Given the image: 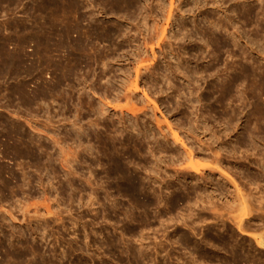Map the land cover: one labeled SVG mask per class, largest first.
Returning a JSON list of instances; mask_svg holds the SVG:
<instances>
[{"label":"rangeland","instance_id":"rangeland-1","mask_svg":"<svg viewBox=\"0 0 264 264\" xmlns=\"http://www.w3.org/2000/svg\"><path fill=\"white\" fill-rule=\"evenodd\" d=\"M94 1L98 0H0V264H264V248L253 237L243 235L227 215L220 217L202 210L208 200L214 203L217 199L214 203L217 208L230 201L233 186L217 184V174L208 177V184L194 173L190 172L193 178L188 177L184 169L195 162H204L203 157H212L210 150H198V140L211 143L214 150H221L222 168L229 171L240 190L256 199L262 194L264 197L263 167L260 170L256 161L264 157V135L255 141L253 148L232 151L233 141L252 128V124L248 127V120L258 111L263 115L260 128L264 131V0H132L142 6L140 15L150 14L142 18L134 16L132 21L137 24L131 22L134 26L130 25L129 31L140 34L137 38L131 37L133 32L126 33L124 41L127 39L129 43L115 40L120 37L108 43L105 39L95 40L94 30L89 31L94 20L88 16L100 20L95 21L98 25L103 20L104 24L115 19L97 15L95 11L99 12L100 7ZM245 5L258 13L250 23L240 18L239 9ZM79 8H84V13L88 10L87 16ZM170 9L176 14H172L167 26ZM92 12L94 15H90ZM86 18L93 22L89 24ZM140 20L146 22L145 26H141ZM152 24L157 25L156 29ZM164 28L166 39L157 46ZM82 31L92 32L89 46L97 48L87 52L90 58L86 54V58L82 57L78 50V34ZM149 32L156 39L150 41ZM215 38L225 39L228 47L216 48ZM148 41L152 43L144 47L143 43ZM109 43L115 48L118 45L117 51ZM105 44L111 45L109 51L106 50L109 45ZM101 50L106 54L112 51L114 62L110 54L108 58ZM126 51L131 54L128 56ZM93 52L97 57L104 53V58L111 60L109 68L114 70H108L116 71L114 75L118 78L124 76L117 64L127 63L130 69L127 78L121 82L113 75L112 80L118 82H111L105 73L102 79L100 63L94 66L90 61L96 58ZM121 54L122 58L125 56L122 60ZM145 56V60L152 62L144 66H151L146 71L142 69L137 78L133 68L138 61L134 60ZM241 66H251L263 80L248 82L250 85L239 82L232 95L234 100L228 98L224 106L219 105L217 93L211 94V89L240 74ZM104 80L108 87L111 82L114 95L111 88L112 92L104 95L101 83ZM122 83L123 88L119 89ZM135 84L138 90L129 92L132 99L123 90H133ZM98 104L105 109L104 117ZM125 104L135 105L139 109L137 116L116 109ZM158 123L163 129H159ZM175 132L185 147L175 142ZM213 133L220 141L211 136ZM95 134L112 137L116 146L112 155L121 159L127 175L131 174L142 186L139 197L146 199L147 202L143 201L149 202L147 205L144 202L134 207L129 197L119 193L117 179L108 177L109 163L99 153ZM118 139L134 140L142 152L121 145ZM191 151L192 160L187 155ZM3 183H7V189ZM213 185L220 186L215 187L218 192ZM225 187H229V192ZM218 188H225L226 192H219ZM197 192H203L201 195L208 192L211 196L207 193L208 197L199 196ZM195 196L206 201L199 199L198 207H187L188 202L193 204ZM149 204L153 206L148 207ZM257 219L245 223L254 236L264 229L263 221L259 223Z\"/></svg>","mask_w":264,"mask_h":264},{"label":"bare ground","instance_id":"bare-ground-1","mask_svg":"<svg viewBox=\"0 0 264 264\" xmlns=\"http://www.w3.org/2000/svg\"><path fill=\"white\" fill-rule=\"evenodd\" d=\"M93 1V0H92ZM134 1H136V0H134ZM134 1H132V0H98L97 2L96 1H94L97 5H99V12H97V11H95L94 9H92V8H95V7H92V8H90V11L92 10H94L95 11V13L98 15V14H102L103 16H105V17H107V16H111V17H114V19L115 20H108V21H106L104 24H103V22H104V20H103V22L101 21V25L99 24H96V22L97 21H99L100 22V20H97L96 18V20L95 19H93L94 17H92V16H88L90 19H92V20H94V22H95V28H93V26L94 25H92V24H94V22L92 21V20H88L87 18H86V20H88V21H86L85 19V21L86 22H89L90 21V23L89 24H91L92 22V24L90 25V26H92V28H90L89 27V31L91 30L92 32H93V30H94V32L95 33H93V34H95V40L96 39H105V40H107V43H108V40L110 41V40H112L114 37H120V38H116L115 40H122V41H124V39L126 38V35L128 34V33H132L133 31L131 30V32L129 31L130 30V28H131V26H134L135 24H137L136 22H135V24H134V22L133 21H135V18L137 17H141L142 15L143 16H145L144 14H142V15H140V13H141V10H142V6L141 5H139V3L138 4H136V3H134ZM139 2V1H138ZM82 3V2H81ZM84 4V3H83ZM82 4V5H83ZM79 5V4H78ZM137 5V6H136ZM138 5L140 6V8H138ZM160 5V4H159ZM173 5V4H172ZM90 6V5H89ZM155 6V5H154ZM79 7H80V5H79ZM82 7V6H81ZM83 7L84 8H87L86 7V5L84 6L83 5ZM249 7H251L250 5H248V6H242V7H240V9H239V13H240V18L242 19V21L243 22H245V23H250L251 21H252V17H255V15L256 14H258L257 13V11H256V14H255V12L253 11V8L251 9V8H249ZM83 8V9H84ZM151 8V7H150ZM153 8V7H152ZM156 8V7H155ZM179 8V7H178ZM80 9V8H79ZM82 9V10H83ZM89 9V8H88ZM81 9H80V11H82ZM86 10V9H85ZM151 10H153V9H151ZM150 10V11H151ZM173 10L174 9H170L169 10V12H168V17L167 16H165V17H167L166 18V25L167 26H169L170 25V22L172 21V19H173V17H172V14H174L173 13ZM177 10V9H176ZM237 12H238V10H237V8L235 9ZM234 10V11H235ZM257 10V9H256ZM143 11V10H142ZM259 11V10H258ZM83 13L85 12L84 10L82 11ZM87 12H89L88 10L86 11V13ZM108 13V14H106V15H104L105 13ZM175 12V11H174ZM81 13V12H80ZM86 13H84L83 15H85ZM94 12H92V13H90V15L91 14H93ZM95 14V15H96ZM150 14V13H149ZM149 14H147V15H149ZM152 14V13H151ZM154 14H157V13H154ZM176 14V13H175ZM174 14V15H175ZM181 14V13H180ZM89 15V14H88ZM94 15V14H93ZM146 15V16H147ZM164 15V14H163ZM86 16H87V14H86ZM134 16H136V17H134ZM142 16V17H143ZM145 16V17H146ZM151 16V15H150ZM154 16V15H153ZM83 17H85V16H82V18ZM97 17V16H96ZM141 17V18H142ZM81 18V17H80ZM79 18V19H80ZM106 19V18H105ZM107 19H109V18H107ZM147 19V18H146ZM154 19V18H153ZM254 19H256V18H254ZM253 19V20H254ZM133 20V21H132ZM138 20V19H137ZM160 20V19H159ZM80 21H82L81 19H80ZM85 21H83V22H85ZM92 21V22H91ZM111 21V22H110ZM143 21L144 20H140V22H142V25L141 26H145V24H146V22L144 23V25H143ZM147 21V20H146ZM153 21V20H152ZM151 21V22H152ZM155 21V20H154ZM163 21V20H162ZM226 21V20H225ZM228 21V20H227ZM226 21V22H227ZM98 22V23H99ZM131 22H132V24H134V25H132L131 24ZM139 22V21H138ZM160 22V21H159ZM148 23V22H147ZM224 23V22H223ZM81 24H82V22H81ZM81 24H79L80 25V27H83L84 28V26H81ZM88 24V25H89ZM138 24H140V23H138ZM172 24V23H171ZM227 24V23H226ZM82 25H85V24H82ZM86 25H87V23H86ZM85 25V26H86ZM87 25V26H88ZM131 25V26H130ZM151 25V24H150ZM153 26V28H155L156 29V27L155 26H157V25H155L154 26V24H152ZM161 25V24H160ZM86 26V27H87ZM138 26V25H137ZM140 26V25H139ZM163 26V25H162ZM216 26H217V24H216ZM227 26V25H226ZM79 27V28H80ZM86 27H85V29H86ZM147 27V26H146ZM149 27V26H148ZM151 27V28H152ZM173 27V26H172ZM262 27V26H261ZM260 27V28H261ZM83 28H81L80 30H82ZM152 28V29H153ZM168 28V27H167ZM141 29V28H140ZM154 29V30H155ZM169 29V28H168ZM79 30V31H80ZM84 30V29H83ZM88 30V29H87ZM138 30V29H137ZM144 30H146L147 31V29L146 28H144ZM143 30V31H144ZM86 31V30H85ZM89 31H87V32H84V31H82V33L80 34L79 32V34L81 35V37H80V35L78 34V39L80 40V38H81V40L79 41L78 40V42H79V49L78 50H80L81 51V54H82V57L83 56H85V58H86V55L90 58V56H89V53H87V52H90L91 53V51H90V49L91 50H93V49H97V48H93L92 49V47L93 46H89V44L91 43V38H92V32L90 33ZM127 31H129V32H127ZM136 31V30H135ZM149 31V30H148ZM159 31H161V30H159ZM261 31H263V30H261ZM140 32H142V30H140ZM166 29L164 28V29H162V31H161V36H160V38H159V41H156V43H157V46H160V44H161V40L163 41L164 40V38L166 39ZM127 33V34H126ZM135 32H133L132 34H134ZM153 33V32H152ZM131 34V37L132 36H134L135 37V35L137 36V38H138V34H140V33H137L136 32V34H134V35H132ZM142 34H143V32H142ZM149 34H150V36H149ZM231 34V33H230ZM152 34L149 32L148 33V35H147V38H148V36H149V40L150 41H153L154 39H156L155 37H157V36H155L154 38H152V36H151ZM158 35V34H157ZM231 35H233V34H231ZM174 37L176 36V35H173ZM80 37V38H79ZM141 37V36H140ZM145 37H146V34H145ZM171 37V36H170ZM173 37V38H174ZM128 38V37H127ZM147 38H145V39H147ZM175 38H178L177 36L175 37ZM132 39V38H131ZM133 39H135V38H133ZM132 39V40H133ZM145 39H140V40H142V42H143V40L144 41H146ZM153 39V40H152ZM90 40V41H89ZM127 40V39H126ZM125 40V41H126ZM131 40V41H132ZM158 40V39H157ZM168 40V39H167ZM92 41H93V38H92ZM125 41H124V43H125ZM134 41V40H133ZM137 41V40H136ZM166 41V40H165ZM95 42V41H94ZM93 42V43H94ZM118 42V41H117ZM121 42V41H120ZM119 42V43H120ZM215 46H216V48H221V47H228V45H229V43H227V41L225 40V39H223V38H215ZM229 42V41H228ZM96 43V42H95ZM101 43V42H100ZM106 43V42H105ZM126 43H129L128 42V40H127V42ZM134 43V42H133ZM132 43V44H133ZM141 42H139V44H140ZM149 43V41L147 42V43H143V46L145 47V44H146V46H147V44ZM152 43V42H151ZM151 43H149V44H151ZM235 44H237V42L235 41L234 42ZM109 44H111V43H109ZM109 44H105L106 46L107 45H109ZM135 44V43H134ZM138 44V43H137ZM139 44L138 45H136V47L137 46H139ZM234 44V46H236ZM98 45H100L99 43H98ZM112 46H114L113 44H111ZM111 45H109V48L108 47H106V50L108 49V51L110 50V46ZM119 45H121V44H119ZM141 45V44H140ZM167 45V44H166ZM104 46V45H103ZM134 46V45H133ZM165 46V45H164ZM164 46H163V48H164ZM170 46V45H169ZM126 47V46H125ZM130 47V46H129ZM171 47V46H170ZM115 50H116V48L118 49L119 48V46L118 45H116V48H115V46L113 47ZM130 48H132V47H130ZM129 48V49H130ZM138 48V47H137ZM140 48H141V46H140ZM98 49H99V47H98ZM105 49V48H104ZM113 49V50H114ZM122 49V48H121ZM120 49V50H121ZM126 49V48H125ZM139 49V48H138ZM159 49V48H158ZM87 50H89V51H87ZM150 50H151V53L153 54L154 52H153V49H152V47L150 46ZM79 51V52H80ZM96 51H98V50H96ZM99 51H100V49H99ZM99 51L97 52V53H99ZM105 52L104 50H101V52ZM117 51V50H116ZM130 51H131V49H130ZM135 51V50H134ZM138 51H140V49L138 50ZM145 51V50H144ZM112 52V51H111ZM111 52H109V54H110V57L112 56H114L115 54L114 53H111ZM115 52V51H114ZM121 53H122V51H120ZM123 52H124V50H123ZM127 52V51H126ZM137 52V51H136ZM94 53V52H93ZM115 53H117V52H115ZM128 53V52H127ZM130 53V52H129ZM128 53V56L131 54H129ZM175 53V52H174ZM81 54H78V55H81ZM86 54V55H85ZM95 55L94 56H96V52L94 53ZM109 54H106V52H105V55H109ZM111 54H113V55H111ZM119 54V53H118ZM124 54V53H123ZM126 54V53H125ZM148 54V53H147ZM93 55V54H92ZM104 53H102V54H99L98 55V57L96 56V58H95V60H94V57H93V60L91 59L90 61L91 62H93V65L96 63V65H98L99 63H100V65L99 66H101V69H102V71H100L99 72V76L100 77H102V75H104V77H105V73H107V75H106V78L109 80V79H111L112 80V77L114 78V73L116 72H111V71H113L112 70V68H109V66H111V63L112 62H114L113 60L114 59H112V57H111V60H112V62H111V60L109 61V59H108V61H107V58L105 57L104 58ZM140 55V54H139ZM153 55H155V54H153ZM121 56V60L122 59H124L125 58V56L122 58V54L120 55ZM119 56V57H120ZM127 56V55H126ZM127 56V57H128ZM132 56V55H131ZM143 56V55H142ZM87 57V59H89ZM126 57V58H127ZM132 57H134V55L132 56ZM136 57V56H135ZM138 57H140V56H138ZM79 58V57H78ZM84 58V59H85ZM108 58H109V56H108ZM145 58H146V56L144 57V58H138L139 60H140V62H139V60H134V61H138V65L136 66L135 65V68H133L134 69V71H135V74L134 75H136V77L137 78H139L140 76V74H142V72H140V71H142V69L143 70H145L146 71V69L148 68V66H151L150 64H151V62L152 61H150V60H145ZM148 58V57H147ZM152 58H154V56H152ZM156 58V57H155ZM154 58V59H155ZM80 59H81V57H80ZM79 59V61L81 62V61H83V58H82V60H80ZM87 59H86V61H87ZM106 59V60H105ZM120 59V58H119ZM129 59V58H128ZM127 59V60H128ZM136 59H137V57H136ZM150 59V58H149ZM104 60V61H103ZM118 60V59H117ZM126 60V62H129L130 63V61H127ZM157 60H158V58H157ZM78 61V62H79ZM89 61V62H90ZM116 61V60H115ZM120 61V60H119ZM88 62V61H87ZM88 62V63H89ZM150 63V64H148V65H145L144 66V64L145 63ZM83 63H85V62H83ZM82 63V64H83ZM116 63V62H115ZM118 63V62H117ZM116 63V64H117ZM122 63V62H121ZM81 64V65H82ZM91 64V63H90ZM90 64H87V65H85L84 64V66H89ZM127 64V63H126ZM126 64L123 62L122 64H117V67L119 66V70H120V72L119 73H121L124 77H120V78H118L117 77V75L115 76L116 77V80H118L119 79V81H124L125 80V78H127L126 77V74L127 73H129V72H127V71H129L130 69H128L127 68V66H126ZM136 64V63H135ZM78 65H80V63L78 64ZM130 65V64H129ZM83 66V67H84ZM95 66V65H94ZM99 66H97V67H99ZM154 66V65H153ZM227 64H225V69L227 68ZM113 68H115L114 66H112ZM132 67V66H131ZM251 67V66H250ZM250 67H240V74H236V75H234V76H232L229 80H228V82H226L225 84H217L216 86H213V89H211L212 91H210V93L212 94H214V92L215 93H217V95L215 96V98H216V100H217V102L219 103V105H221V106H224V104L226 103L225 101H228L227 99L229 98V100H234V97L232 98V95L234 94V88H235V86L236 85H238V83L239 82H244L245 81V83H246V85H250V84H248V82H251V83H254V82H261V80H263V78L261 79L260 78V76L256 73V72H254V70L253 69H251ZM87 69H88V67H86ZM90 68V67H89ZM100 68V67H99ZM127 68V69H126ZM111 69V71H109V70ZM88 70H90V69H88ZM87 70V74L89 73V71ZM116 70H117V68H116ZM118 70V71H119ZM132 70V69H131ZM92 71V70H91ZM109 71V72H108ZM118 71H117V73H118ZM148 71V70H147ZM256 71V70H255ZM127 72V73H126ZM203 72V70H201V72H199V73H202ZM108 73H111L112 75H110V76H108ZM118 73V75H120ZM198 72L195 70L194 71V74H197ZM83 74H85V73H83ZM82 74V75H83ZM101 74V75H100ZM116 74V73H115ZM114 75V76H113ZM86 77V74L85 75H83V77ZM112 76V77H111ZM262 76H263V74H262ZM84 77V78H85ZM99 77V78H100ZM109 77H111V78H109ZM83 78V79H84ZM106 78H104V79H106ZM118 78V79H117ZM129 78V77H128ZM186 78V77H185ZM101 79V78H100ZM102 79H103V77H102ZM106 79V80H107ZM187 79V78H186ZM106 80H104L105 82H106ZM107 80V81H108ZM114 80V79H113ZM111 81V82H114V81ZM128 80V79H127ZM127 80L125 81V82H127ZM140 80V79H139ZM103 81V82H104ZM121 81V82H122ZM103 82H101L102 83V92H106L104 95H107V93H111L110 91H109V89L111 88V82H110V86L108 87L107 85V82L105 83V86H107V87H105L104 88V84H103ZM109 82V81H108ZM116 83L118 82V81H115ZM128 82H129V80H128ZM116 83H114V84H116ZM124 83V82H123ZM123 83H122V85L121 84H119L120 85V88L119 89H122L123 88ZM18 84V83H17ZM126 84H129V83H126ZM134 84V83H133ZM100 86H101V84H99ZM98 85V86H99ZM100 86H99V88H100ZM126 86H128V85H126ZM130 86V85H129ZM134 86V85H133ZM19 87V86H18ZM84 87V86H83ZM82 87V88H83ZM97 86H95V88H96ZM140 87V86H139ZM21 88V87H20ZM97 89V88H96ZM96 89H94V90H96ZM101 89V88H100ZM98 90V91H101V90ZM112 89V88H111ZM114 89V88H113ZM112 89V90H113ZM115 89H117L118 91H119V89H118V87H115ZM134 89L137 91L138 90V86L135 84V86H134V88H133V90H131L130 88H128V89H126L125 90V88H124V90L123 91H126L127 92V94L128 95H130V96H132L131 94H132V92H135L134 91ZM82 90V89H81ZM117 90H116V93H118L117 92ZM129 90V91H128ZM17 91V90H16ZM109 91V92H108ZM143 91V90H142ZM19 92V91H18ZM22 92V91H21ZM129 92H131V94H129ZM20 93H18V95H19ZM120 94H122V96L123 97H125V95L126 94H124L123 95V93L120 91ZM120 94H118V95H120ZM248 94H250V95H252V93H249L248 92ZM113 95H114V90H113ZM117 95V94H116ZM115 95V96H116ZM117 95V96H118ZM117 96H116V99H117ZM130 96L128 97V100L129 101H131L132 102V100H130L131 98H130ZM137 97V96H136ZM148 97V96H147ZM89 98H90V95H89ZM134 97L132 96V99H133ZM230 98H232V99H230ZM92 99V98H91ZM91 99L89 100L90 101V103H91ZM126 99H127V97H126ZM139 99V98H138ZM146 99V98H145ZM147 99H149V98H147ZM236 99V98H235ZM142 100V99H141ZM150 100V99H149ZM23 101V100H22ZM88 101V102H89ZM137 102V101H136ZM148 102V101H147ZM150 102V101H149ZM90 103H89V105H90ZM129 104H130V102H128ZM153 103V102H152ZM156 103V102H155ZM97 104V103H96ZM95 104V105H96ZM129 104H128V106H127V104H125L124 106H122V107H116V109H118V110H120L121 111V113H122V111L124 110L125 112H129L131 115L132 114H135V116H137V114L136 113H139L138 111H139V109H138V111H137V109H135V105H136V103H135V105L133 106V105H130V107H129ZM92 106V105H91ZM90 106V107H91ZM98 106H100L99 104H98ZM147 106V105H146ZM151 106H152V104H151ZM153 106H154V108H156V104H153ZM96 108H97V106H95ZM94 107V109L95 110H97L96 108ZM99 108H101V106L100 107H98V110H99ZM103 108V107H102ZM101 108V109H102ZM101 109H100V114L103 116L106 112L104 111L105 109H102V111H101ZM146 109V108H145ZM147 109H148V107H147ZM150 109V108H149ZM260 109V108H259ZM92 111H93V107H92ZM114 111V110H113ZM124 111H123V113H124ZM144 111V110H143ZM255 111H258V110H255ZM262 111V110H261ZM96 112H98V111H96ZM102 112V113H101ZM115 112V111H114ZM99 113V112H98ZM256 113V112H255ZM128 114V113H127ZM141 114V113H140ZM140 114H138V115H140ZM126 115V114H125ZM97 116L99 117V115L97 114ZM105 116V115H104ZM103 116V117H104ZM134 116V115H133ZM101 117V116H100ZM263 117V115H262V113H260L259 111H258V113L257 114H255V115H253L251 118H249V120H248V124H249V126L248 127H250V125L252 124L253 126H252V128L250 127V128H247V130H245V132L243 133V134H241V136H239L236 140H234L233 141V147H232V151H233V153L237 150V149H240V148H246V149H248V148H253L254 147V144H255V141H257L258 140V138H260V137H262V135H264V131L260 128V123H261V121H262V118ZM124 118V117H123ZM122 118V119H123ZM124 120V119H123ZM105 124V123H104ZM103 124V125H104ZM107 125H108V123H106ZM111 124H113V122H111L110 123V125L108 126V128L111 126L112 127V125ZM158 125V127H159V129H160V127H161V125H160V123H158L157 124ZM106 125H104V127H105ZM103 127V126H102ZM110 127V128H111ZM194 127V126H193ZM192 127V128H193ZM106 128V127H105ZM109 128V129H110ZM162 128V127H161ZM190 128H191V126H190ZM195 128V127H194ZM108 129V130H109ZM163 129V128H162ZM170 129V128H169ZM207 128L206 127H204V130H206ZM192 130H194V129H192ZM208 130V129H207ZM196 131V130H195ZM174 132V131H173ZM201 132H203V131H201ZM83 133H85V132H83ZM87 133V132H86ZM205 133V132H204ZM207 133V132H206ZM89 134V133H88ZM121 135H122V133H120ZM203 134V133H202ZM201 134V135H202ZM215 133H213V135H211V136H214V138H215V140H217V142H218V140L220 141V139H219V137L217 136H215L214 135ZM86 135V134H85ZM204 135V134H203ZM88 136H91V135H88ZM94 137L93 138H96V142L99 144V146H100V150H99V153H100V155L102 156V157H104V158H106V160H107V162L109 163V172H108V177H110V178H116L117 179V186H118V188H117V186H116V188H117V190H119V193L121 192L123 195H126V197H129L130 198V200H132V204H133V206L134 207H137V205H138V203H144L145 201H146V199H144L145 201H143V199H140V197H139V190H140V187L142 188V186H139L138 185V183L134 180V178H132L131 176V174H130V176H129V174L127 175V172H126V170L124 169V166H123V163H122V161H121V159H117V158H115L116 156L114 155H112V153H113V150H115L114 148H116V146L115 145H113V142H112V140H111V138L109 139L108 137H106L107 135H105V136H99V135H97V134H95V135H93ZM109 136V135H108ZM194 136V135H193ZM79 137V136H78ZM87 137V136H86ZM173 137H174V140H175V142H178L180 145H182V146H184L185 147V144H184V142H182V139H180V137L178 136V134L175 132V133H173ZM196 137V136H195ZM206 137V136H205ZM198 138V137H197ZM208 138V137H207ZM209 138H210V136H209ZM188 139V138H187ZM205 139V138H204ZM119 140L120 139H118V142H119ZM206 140H208V139H206ZM210 140V139H209ZM208 140V143L209 142H211V141H209ZM211 140H212V137H211ZM215 140H213L214 142H215ZM79 142H80V139L78 140ZM197 142V141H196ZM115 143V142H114ZM119 143H121V145H123V146H126V147H129V146H131L137 153H141L142 152V148L139 146V144H137L134 140H125V139H122ZM198 145H200V146H198L197 145V147L199 148L198 150L200 151L202 148H204V149H206V150H201L202 152L203 151H211V152H213V154H212V157H210V159L208 158V157H205V159H204V157H203V159L202 160H204V162H207V163H204L203 161H200V162H198V163H194V164H191L189 167H185L184 169L186 170L187 169V175H188V177H189V175L191 174V173H194L196 176V178H199V179H204L205 180V182L207 181V179H208V177L210 178V176H213V175H215V174H217L218 176H217V178H216V182H217V184H220V186H222L223 184L224 185H226V186H229V185H231V186H233V190L231 189V191H230V193H229V197H230V201H226V203H224V205H219L218 207L219 208H217V205L216 204H214L216 201H217V199H216V201H214V203H213V199L215 198H213V199H211V201L212 202H210L208 199H210V198H207V200H208V204L206 203L207 201H206V199L205 198H201L202 200L203 199H205V205L203 204V203H201V204H203V206H202V210L204 211H208V212H206V213H210V214H213L214 212V215H216V214H218V216H220V217H222V216H226L227 217V219L228 220H231L236 226H237V228L239 229V231L243 234V235H246V236H251V237H253L254 239H255V243H257V245H259V247L260 246H262L263 248H264V229H263V231L261 232V233H259L257 236L255 235L254 236V234H250L249 233V231H248V227L249 226H247L246 227V221H248L249 219H252V218H258L257 220H259V223H260V221H263V222H261V223H264V206L262 205L263 204V202L262 201H264V197H263V194H262V197L261 196H259L258 198L259 199H256L255 198V196L254 195H252V194H250L249 192V194H246L245 192H242L243 190L241 189L240 190V186L239 185H237L236 184V182L234 181V179H232V177L230 178V175L228 174V172L229 171H227L226 172V169L224 170L223 168H222V157L220 156V149L219 148H217L218 150H220V151H216V150H214L212 147H211V143H209V145L208 144H204V142L203 141H201V140H198V143H197ZM208 145V146H207ZM212 145H214V144H212ZM115 146V147H114ZM142 146V145H141ZM196 147V148H197ZM201 148V149H200ZM215 148V147H214ZM88 150V149H87ZM89 150H90V148H89ZM188 150H190V149H188ZM209 151V152H210ZM188 157L190 158V160H192L193 159V155H192V151L191 152H188ZM186 155V156H187ZM211 155V154H210ZM209 155V156H210ZM189 160V161H190ZM257 162H258V166H259V169L261 170L262 169V167H263V169H262V172H264V166H262V165H264V157H258L257 158V160H256ZM67 162V161H66ZM191 162V161H190ZM209 163H211V164H209ZM259 163H261V164H259ZM38 164V163H37ZM39 165V164H38ZM223 166H224V164H223ZM261 167V168H260ZM183 168V167H182ZM183 169V170H184ZM258 169V170H259ZM189 170V171H188ZM182 171V170H181ZM191 172V173H190ZM261 172V171H260ZM185 174H186V171L184 172ZM193 175V174H192ZM191 176V175H190ZM14 177V176H13ZM192 177V176H191ZM28 179H27V181H29V177H27ZM193 178V177H192ZM196 178H194V179H196ZM225 178H227V179H229V180H225ZM14 180H15V182H17V178H13ZM198 179V182H200V180ZM209 180V179H208ZM83 181H85V183H86V180H83ZM196 181V180H195ZM194 181V182H195ZM203 181V180H202ZM226 181H229L230 183H227ZM25 182V181H24ZM88 182V181H87ZM91 182V181H90ZM208 182V181H207ZM27 183V182H26ZM31 182H29V184H30ZM92 183V182H91ZM204 183V182H203ZM210 183V181L208 182V184ZM4 185H3V187L4 188H8V185H7V183L5 184V183H3ZM22 184V183H21ZM89 184V183H88ZM87 184V185H88ZM213 184V183H212ZM215 184V183H214ZM229 184V185H228ZM20 185V184H19ZM195 185V184H194ZM205 185V184H204ZM20 186H22V185H20ZM92 186V185H91ZM208 186V185H207ZM217 187H220V186H218V185H216ZM216 186H212L214 189H215V187ZM82 187V186H81ZM193 187H195V186H193ZM230 187V186H229ZM229 187H225V188H228L227 189V191L229 190ZM83 188H85V187H83ZM205 188V187H204ZM225 188H223L222 190H224ZM143 189V188H142ZM219 189V188H218ZM192 190H194V189H192ZM205 191H208V190H206V188L204 189ZM215 190H217V189H215ZM219 190H221V188L219 189ZM219 191V192H223V191ZM83 191V190H82ZM195 191H197L196 189H195ZM225 191V190H224ZM209 192V191H208ZM208 192H206L207 193V195H208ZM211 192H212V190H211ZM216 192V191H215ZM214 192V193H215ZM217 192H218V190H217ZM226 192V191H225ZM229 192V191H228ZM198 194L197 195H201V194H199V192H197ZM206 193L204 192V194L206 195ZM210 193V192H209ZM214 193H213V195H214ZM195 194V193H194ZM201 195V196H205V195ZM211 194V193H210ZM209 194V195H210ZM226 194V193H225ZM191 195V194H190ZM190 195H188V196H190ZM196 195V194H195ZM206 195V197H208ZM212 195V194H211ZM210 195V196H211ZM219 196H221V194L219 193L218 194ZM223 195V194H222ZM253 197H252V196ZM199 196H195L196 198H193V199H195L194 200V202L192 201V200H188V201H192V203L193 204H189V202L188 201H186V202H188V206L187 207H189L190 205L192 206L193 205V207L196 205V207H198L199 205H197V203L201 200L200 198V200L198 199V197ZM225 196V195H224ZM223 197V196H222ZM227 197V196H226ZM226 197H223V198H226ZM251 197L253 198V199H251ZM184 198V197H183ZM182 199V198H181ZM188 199H190V198H188ZM191 199H192V197H191ZM91 200V199H90ZM179 200V199H178ZM178 200H174V201H178ZM227 200V199H226ZM162 201V200H161ZM173 201V202H174ZM147 202V201H146ZM145 202V204L147 205L148 203H146ZM202 202V201H201ZM154 203V202H153ZM191 203V202H190ZM145 204H144V207H146L145 206ZM151 204V203H150ZM150 204L148 205V207L150 206ZM155 204V203H154ZM222 204H223V202H222ZM91 205V204H90ZM164 205H165V203H164ZM163 205V206H164ZM216 205V206H215ZM49 206V205H48ZM88 206V205H87ZM119 206V205H118ZM151 206H153V205H151ZM150 206V207H151ZM157 206V205H156ZM170 206H172V205H170ZM143 207V206H142ZM142 207L140 206V208L142 209ZM139 208V209H140ZM200 208H201V206H200ZM134 209V208H133ZM132 209V210H133ZM191 209H193V208H190V210ZM50 210V209H49ZM116 210V209H115ZM195 210V209H194ZM197 210V209H196ZM201 210V209H200ZM201 210V211H202ZM127 211H129V210H127ZM126 211V212H127ZM145 211V210H144ZM200 211V212H201ZM217 211H219L220 213H217ZM222 211V212H221ZM37 212V211H36ZM46 212H47V210H46ZM133 212V211H132ZM192 212V211H191ZM225 212V213H224ZM222 213V214H221ZM224 213V214H223ZM129 214H133V213H129ZM199 214V213H198ZM140 215V214H139ZM138 215V216H139ZM143 215V214H142ZM145 215H146V217H148V214L146 213V211H145ZM127 216V215H126ZM132 216V215H131ZM135 217V216H134ZM197 217H199V216H197ZM131 218V217H130ZM133 218V217H132ZM137 219V218H136ZM263 219V220H262ZM134 220V219H133ZM144 220V219H143ZM138 221V220H137ZM149 221V220H148ZM143 222V221H142ZM147 222V221H146ZM145 222V223H146ZM141 223V222H140ZM144 223V222H143ZM260 226V225H259ZM262 226V225H261ZM260 226V227H261ZM251 227V226H250ZM263 227V226H262ZM250 229V228H249ZM259 229H261V228H259ZM252 233V232H251ZM1 248V247H0ZM6 250H7V248H6ZM9 250V249H8ZM14 250V249H13ZM13 250H11V251H13ZM23 250V249H22ZM31 250V249H30ZM32 250H34V249H32ZM2 251V250H1ZM3 252H4V250H3ZM2 252V253H3ZM6 252H8V251H6ZM21 252V251H20ZM19 252V253H20ZM25 252H26V250H25ZM36 252V251H35ZM35 252H34V254H35ZM16 253H18V252H16ZM22 253H24V251L22 252ZM7 254V253H6ZM12 254V253H11ZM14 255V254H13ZM17 255V254H16ZM15 255V256H16ZM22 255V254H21ZM4 256V255H3ZM15 256H13V257H15ZM25 256V255H24ZM32 256H33V254H32ZM10 257H11V255H10ZM19 260V259H18ZM29 260V259H28ZM35 261V260H34Z\"/></svg>","mask_w":264,"mask_h":264}]
</instances>
